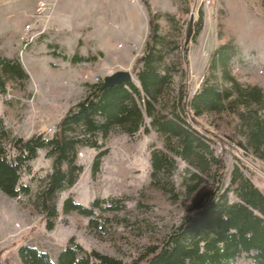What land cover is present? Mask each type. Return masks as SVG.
I'll return each instance as SVG.
<instances>
[{"label":"rangeland","instance_id":"374dc122","mask_svg":"<svg viewBox=\"0 0 264 264\" xmlns=\"http://www.w3.org/2000/svg\"><path fill=\"white\" fill-rule=\"evenodd\" d=\"M20 2L0 0V37L12 27L6 10ZM198 11H202L200 25ZM149 13L156 15L154 41L163 49L159 69L168 68L170 75L169 86L156 107L167 112L170 102L182 97L185 88L183 103L180 97L178 101L180 116L208 138L209 147L222 159L223 167L218 169L213 162L211 173L220 171L225 188L232 167L237 165L264 191V158L237 143L242 141L237 102L199 115L189 105L200 83L218 88L228 85L221 63L211 58L225 43L229 48L228 73L240 87H259L264 107V0H55L46 20L37 23V35L26 49L21 50L18 37L12 46L0 50L1 56L16 59L27 75L18 79L0 73V123L5 131L1 142L8 146L11 138L34 133L52 136L59 117L85 95L90 84L101 83L117 69L131 72L134 60L143 54ZM188 28L183 52L180 43ZM73 54L86 60L73 62L69 60ZM183 55L186 77L180 68ZM144 122L147 132L140 127L128 135L113 127L104 138L97 137L106 152L95 172L91 162L97 149L77 146L74 163L82 168L75 172L72 185L46 202L43 191L52 170V156L46 148H38L20 170L19 181L28 185V192L12 197L0 190V264H21L16 250L24 243L45 249L46 244L63 247L70 238L87 250L113 257L118 264H135L148 246L159 244L191 214L192 200L209 188L210 174L200 172L204 181L188 192L185 185L195 181L191 172L199 171L174 156V166L164 165L151 176V152L168 150L164 135L150 126L149 117L144 116ZM61 167L66 170L67 164L63 162ZM227 196L236 200L232 186ZM66 197L84 206L97 198L99 206L91 216L63 212ZM50 205L53 215L49 214ZM47 223L52 225L50 229Z\"/></svg>","mask_w":264,"mask_h":264},{"label":"trees","instance_id":"16d2710c","mask_svg":"<svg viewBox=\"0 0 264 264\" xmlns=\"http://www.w3.org/2000/svg\"><path fill=\"white\" fill-rule=\"evenodd\" d=\"M202 11H198L200 25ZM149 32L144 43L143 54L136 57L131 68L138 84L129 81L102 88L101 83L90 84L83 97L72 103L59 117L52 136L34 133L26 138H11L6 146L0 140V190L15 197L28 192V185L21 183L20 170L23 164L36 155L38 148H46L52 156V170L47 177L43 191L44 201L65 187L72 185L76 173L82 168L74 163L76 148L86 145L97 149L91 169L99 167L100 157L106 152L97 137H105L113 127L128 135L140 127L147 132L144 116L149 124L164 135L168 152H151V176L164 165L174 166V156L193 165L199 172H191L195 181L187 184L188 192L204 181L201 173L210 174L209 188L192 200L191 214L174 226L157 245L148 246L137 258L135 264H264V191L258 188L237 165L232 167L228 186L222 187L221 174L210 171L214 162L218 169L223 167L222 159L213 153L208 138L188 124L179 114L177 99L170 102L167 112L156 107L162 92L168 88V68L159 69L163 61V49L155 43L156 15H148ZM183 52L188 42L181 41ZM228 44L219 45L212 52V60H218L224 70L228 85L218 88L200 83L190 96L189 105L195 115L205 111H219L231 105H239L237 116L241 140L238 144L250 148L258 157L264 158V107L262 92L255 85L240 87L238 81L228 73ZM69 60L78 62L86 57L73 54ZM182 72L186 60L180 59ZM0 73L18 79L26 78L20 63L13 58L0 55ZM1 85V81H0ZM185 95V88L182 92ZM183 96L180 103H183ZM1 122V120H0ZM0 123V137L5 134ZM13 151V152H12ZM65 162L67 169L61 165ZM215 171V170H214ZM201 172V173H200ZM232 186L236 200H229L227 192ZM109 200H114L110 198ZM99 199H93L84 206L66 197L62 203L63 212L76 211L91 216L93 208L99 206ZM48 209V205H45ZM109 205L107 208H111ZM49 214L53 215L50 205ZM47 228L52 225L47 223ZM45 249L33 243L19 245L16 258L21 264H118L113 257L94 249L87 250L79 243L70 241L63 247L46 244Z\"/></svg>","mask_w":264,"mask_h":264},{"label":"crops","instance_id":"0c3cea01","mask_svg":"<svg viewBox=\"0 0 264 264\" xmlns=\"http://www.w3.org/2000/svg\"><path fill=\"white\" fill-rule=\"evenodd\" d=\"M12 2L9 1V5ZM36 0H21L19 4L14 6L13 10H6L5 16H9L12 21L11 29H6V33L0 37V50L7 49L12 46V43L17 40L22 32V27L26 22V18H30V12L33 9ZM11 8V6H8Z\"/></svg>","mask_w":264,"mask_h":264},{"label":"built area","instance_id":"2783aa9c","mask_svg":"<svg viewBox=\"0 0 264 264\" xmlns=\"http://www.w3.org/2000/svg\"><path fill=\"white\" fill-rule=\"evenodd\" d=\"M55 0H38L36 6L34 7V12L30 14V18L24 23L22 27V32L19 36L21 50L26 49L29 44L35 39L37 35V24L41 20H46L48 11L54 5ZM8 91H6L7 93Z\"/></svg>","mask_w":264,"mask_h":264},{"label":"water","instance_id":"95a60500","mask_svg":"<svg viewBox=\"0 0 264 264\" xmlns=\"http://www.w3.org/2000/svg\"><path fill=\"white\" fill-rule=\"evenodd\" d=\"M189 32H190V29L188 28L186 37L184 39V43L187 42ZM129 81L133 82L132 73L127 69H117L103 77V80L101 82V87L107 88L117 83H124V82H129Z\"/></svg>","mask_w":264,"mask_h":264}]
</instances>
